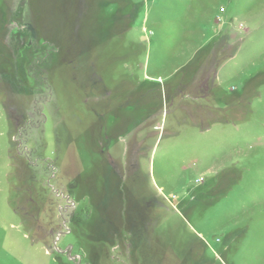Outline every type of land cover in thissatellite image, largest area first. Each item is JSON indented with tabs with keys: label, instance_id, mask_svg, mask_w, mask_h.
Listing matches in <instances>:
<instances>
[{
	"label": "rangeland",
	"instance_id": "1",
	"mask_svg": "<svg viewBox=\"0 0 264 264\" xmlns=\"http://www.w3.org/2000/svg\"><path fill=\"white\" fill-rule=\"evenodd\" d=\"M0 264H264V0H0Z\"/></svg>",
	"mask_w": 264,
	"mask_h": 264
}]
</instances>
